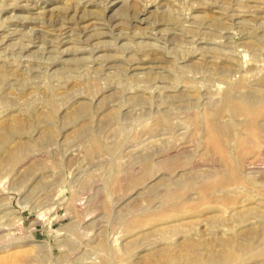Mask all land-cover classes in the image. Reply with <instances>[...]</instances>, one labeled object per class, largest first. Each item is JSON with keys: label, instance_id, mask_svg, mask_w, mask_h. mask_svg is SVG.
<instances>
[{"label": "rangeland", "instance_id": "rangeland-1", "mask_svg": "<svg viewBox=\"0 0 264 264\" xmlns=\"http://www.w3.org/2000/svg\"><path fill=\"white\" fill-rule=\"evenodd\" d=\"M0 138V264H264V0H0Z\"/></svg>", "mask_w": 264, "mask_h": 264}, {"label": "bare ground", "instance_id": "bare-ground-1", "mask_svg": "<svg viewBox=\"0 0 264 264\" xmlns=\"http://www.w3.org/2000/svg\"><path fill=\"white\" fill-rule=\"evenodd\" d=\"M46 118V117H45ZM86 128V127H85ZM15 129V128H14ZM87 129V128H86ZM18 130V129H16ZM84 127H81L72 137H70L69 139H76V140H80V141H84ZM6 131V130H5ZM87 131V130H86ZM13 132V131H11ZM18 132V131H16ZM15 132V133H16ZM9 133V132H8ZM3 134V133H2ZM14 135V134H13ZM16 135V134H15ZM86 135V134H85ZM3 137V136H2ZM5 137V136H4ZM9 138V137H8ZM2 139V138H0ZM6 139V138H4ZM1 141V140H0ZM2 142V141H1ZM3 143V142H2ZM1 144V143H0ZM1 146V145H0ZM8 159V158H7ZM3 160V159H2ZM1 160V161H2ZM4 161V160H3ZM2 161V162H3ZM5 163V162H4ZM2 166V165H1ZM191 258V257H190ZM202 259V258H201ZM211 260H215L216 261V258L214 259H211ZM218 261V260H217ZM187 263L186 264H202V262L194 260V259H188V261H186ZM181 263V262H180ZM213 263V262H212ZM162 264H177L176 263V260L174 259H171V260H164Z\"/></svg>", "mask_w": 264, "mask_h": 264}]
</instances>
